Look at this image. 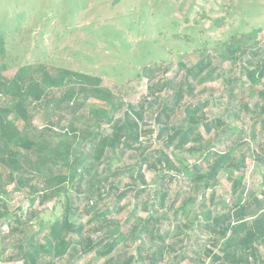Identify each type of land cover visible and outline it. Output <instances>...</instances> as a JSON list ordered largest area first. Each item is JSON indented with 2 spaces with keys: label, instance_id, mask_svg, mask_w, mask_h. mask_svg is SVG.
Returning <instances> with one entry per match:
<instances>
[{
  "label": "trees",
  "instance_id": "16d2710c",
  "mask_svg": "<svg viewBox=\"0 0 264 264\" xmlns=\"http://www.w3.org/2000/svg\"><path fill=\"white\" fill-rule=\"evenodd\" d=\"M225 22L226 18H218L215 25ZM207 45L197 63L179 64L184 71L180 81L176 76L149 84L139 110L126 111L121 117L123 97L104 86L101 77L39 61L20 67L14 77L6 75L12 67L10 51L6 35H0V220L7 221L0 262L59 264L70 252H78L75 261L93 254L101 264H183L186 260L205 264L208 259L211 264H264L260 252L264 192L261 198L251 192L239 202L221 200L220 212L210 211L203 203L200 214L193 217L196 196L202 192L205 197L222 173L227 175L233 197L242 191L246 168V156H237L242 143L232 141L243 133L235 125L240 120L239 108L229 114V122L222 117L210 119L208 102L181 105L194 96L198 85L213 80L210 72L200 78L212 64ZM216 51L222 62L239 65L237 81L246 79L242 88L264 82V23L247 33L235 32ZM160 71L161 67L151 68L144 78L151 81ZM173 89L170 99L167 94ZM90 101L106 107H90ZM245 112L253 121L251 140L259 139L254 156L262 168L264 187V85ZM43 114L47 123L31 133L35 119ZM146 114L151 115L154 129H145ZM153 135L159 144L152 141ZM218 144H224V150ZM120 153L139 158L123 191L115 183L121 173L113 172ZM184 157L192 161L187 163ZM144 168L155 173L161 186L152 200H148ZM177 180L172 197L170 188ZM14 193L25 195L30 210H20L8 221L6 200ZM110 197L115 200L113 208L105 204ZM50 203H54L50 210L33 211ZM133 203L125 219L114 217L112 211L119 214ZM167 214L180 215L185 222L176 218L174 226H166ZM196 229L211 249L207 246L194 258L186 255V249L192 246ZM13 242L15 254L4 258ZM129 243L138 244L135 254L118 250Z\"/></svg>",
  "mask_w": 264,
  "mask_h": 264
},
{
  "label": "rangeland",
  "instance_id": "374dc122",
  "mask_svg": "<svg viewBox=\"0 0 264 264\" xmlns=\"http://www.w3.org/2000/svg\"><path fill=\"white\" fill-rule=\"evenodd\" d=\"M223 17L226 22L221 27H216L215 20ZM261 23H264V0H0V35H6L12 66L6 75L14 77L20 67L39 61L101 77L104 86L123 97L121 117L126 111L139 110V104L148 94L149 84L176 76L180 81L184 71H180L179 64L184 62L191 67L197 63L205 49L204 45L208 44L206 53L208 57H213L212 64L200 78L210 72L213 80L198 85L194 96L187 97L181 105L208 102L206 112L210 119H228L229 114L239 108L240 120L235 125L242 127L243 133L233 137L232 141L242 143L241 152L237 156H246V168L242 191L233 197L227 175L222 173L215 187L205 197L202 192L196 196L193 217L200 214L199 207L203 203H207L210 211L220 212L221 200L226 203L231 200L239 202L251 192L261 198L264 192V187L261 186L262 168L254 156L259 139L251 140L253 121L251 115L245 112L247 105L252 106L256 102L264 82L242 88V82H246V79L237 81L241 72L239 65L233 61L222 62L216 51L219 43L228 40L235 32L247 33ZM157 67H161L162 71L156 73L151 81L144 78L149 69ZM165 70H168L167 73H164ZM231 88L234 89L233 98L230 97ZM175 90L168 91L170 99ZM88 105L106 107L94 101H90ZM46 114L35 119L31 133H36L47 123ZM228 120L231 122V119ZM144 123L145 129H154L150 114H146ZM256 128L259 131L260 125ZM152 141L159 144L156 135H153ZM217 148L224 150L225 145L218 144ZM184 159L187 163L192 161L190 157ZM138 162L139 158L135 154L126 153L114 165L113 172L119 170L121 173L115 180L121 191L128 180L130 169L135 168ZM143 172L149 186L148 200H152L151 196L161 186L156 183L155 173L147 168ZM176 186H179L178 180L170 188L172 197L177 192ZM115 192L116 190L113 191L114 195ZM212 195L215 198L213 204L209 199ZM126 201L122 204H127ZM6 202L9 208L8 221L14 218L15 213L19 214L20 210H30L29 201L21 193H14ZM109 203L112 208L116 205L113 197L106 200L105 204ZM134 204L128 205L119 214L112 211L114 217L125 219L128 212L134 209ZM53 205L54 203H50L36 207L33 211L39 213L45 208L50 210ZM164 212L166 209L159 211L160 214ZM167 215L170 220L166 226H174L177 217L175 214ZM177 220L185 222L180 215ZM6 222L0 220V252L4 250L2 238L3 232L7 230ZM81 222L85 223L86 219ZM194 234L192 246L186 249V255L196 258V252H204L207 246L211 247L204 237L198 236L199 230H194ZM14 248L13 242L4 258L13 256ZM137 249V243L118 248L119 251L127 250L133 254ZM212 250L220 252L216 248ZM260 252L264 254V246L260 248ZM77 253L70 252L59 264H101L94 260L93 254L75 261ZM211 263L208 259L205 264ZM0 264L22 263L2 261ZM183 264H190V261L186 260Z\"/></svg>",
  "mask_w": 264,
  "mask_h": 264
}]
</instances>
